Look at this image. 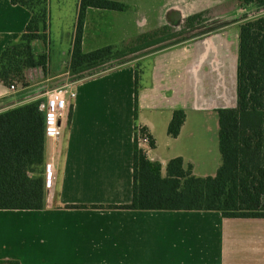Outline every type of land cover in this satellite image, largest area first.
<instances>
[{
  "label": "crops",
  "instance_id": "1",
  "mask_svg": "<svg viewBox=\"0 0 264 264\" xmlns=\"http://www.w3.org/2000/svg\"><path fill=\"white\" fill-rule=\"evenodd\" d=\"M58 1L76 5L70 60L81 0ZM116 1L128 9L87 10L84 51L108 45L117 49L122 39H136L166 26L174 33L189 16L201 12L227 13L232 20L244 11L241 0ZM30 18L25 6L0 0V56L7 45L20 41ZM108 18L116 24L119 40L96 42ZM240 22L81 77L74 86L77 96L71 100V125H64L63 139H49L46 145L43 168L46 177L52 172L53 183L47 187L45 208L0 209V260L22 264H264V218H227L217 210L109 207L132 202L138 126L156 139V147L147 153L162 164L165 176L174 157L182 156L185 165L192 164L177 148L190 112H218L236 106L239 44L235 50L233 41L239 38ZM88 38L93 40L92 47L87 46ZM28 81V87L14 93L0 80V112L38 98L40 93L32 88L39 82ZM177 109H184L187 118L180 135L172 137L168 128Z\"/></svg>",
  "mask_w": 264,
  "mask_h": 264
},
{
  "label": "trees",
  "instance_id": "2",
  "mask_svg": "<svg viewBox=\"0 0 264 264\" xmlns=\"http://www.w3.org/2000/svg\"><path fill=\"white\" fill-rule=\"evenodd\" d=\"M31 12V18L17 43L7 45L0 56V80L8 86H29L27 72L45 70L46 52L36 56L34 43L49 42L50 0H11ZM244 15L239 23L237 64V104L221 108L219 147L222 163L216 174L200 176L182 156L167 164L148 157L136 138L133 157V199L112 208L140 210H217L227 218H264V0H241ZM89 8L125 11L128 6L116 0H81L71 68L78 78L92 74L109 59L135 55L146 48L168 41L177 34L162 27L136 38L135 45L117 50L113 45L83 50L84 24ZM206 12L189 16L185 28L203 23ZM113 66V65H112ZM91 72V73H90ZM141 69L136 70V117L139 113ZM73 106L68 113L71 125ZM187 118L184 109L174 111L168 132L178 137ZM138 128V127H137ZM144 130H147L143 127ZM148 131V130H147ZM150 148L157 145L150 134ZM46 120L40 100H33L0 112V209H43L47 204ZM68 207H78L70 204ZM0 264H22L0 260Z\"/></svg>",
  "mask_w": 264,
  "mask_h": 264
},
{
  "label": "rangeland",
  "instance_id": "3",
  "mask_svg": "<svg viewBox=\"0 0 264 264\" xmlns=\"http://www.w3.org/2000/svg\"><path fill=\"white\" fill-rule=\"evenodd\" d=\"M50 10L49 42L47 45L42 40L34 43L36 56L40 55L43 52H46L48 55V64L45 70H42V68H33L32 71H30L31 77L28 78L30 82H39L38 84H35L32 90L39 92V96L42 95L34 100H45L48 96V94H45L49 90L58 88L67 82L71 83L80 79L75 76L77 73H75V71L71 68V59L69 60V38L75 23L76 5H74L72 2L60 4L58 0H52ZM230 18L233 17L227 15V13L222 15H215V12L210 11L207 12L206 15H204L202 24L209 25L216 22L226 21ZM94 20H97V18H94ZM199 26L200 25L194 28H197ZM191 30H193V28L181 30L174 37L184 35ZM118 35L119 30H117L116 24H113L112 19L108 18L102 22L100 36L95 39V41L102 42L104 40H109V42H117V40H119V37H117ZM230 38V40L233 41L234 37H232V35H230ZM125 40L126 38L118 42L116 51L126 50L127 48L135 45L137 39H128L133 40L130 44L124 43ZM92 41L90 40V38L87 39L88 47L93 46ZM238 44L239 38L237 35V38H235V42L233 41V47L235 50L238 47ZM129 56L130 55H126L122 58L109 59V61L104 66H101L100 68H97L91 72L95 73L101 70H105L112 65L119 64ZM36 69H38V72L35 71ZM67 89L70 90L71 87H68ZM70 106L71 101L68 104L67 113L69 112ZM66 124L68 126V122H66ZM63 138L64 134L62 136V139ZM177 148L179 152H185L186 156L191 159V162L194 166V171L197 175L207 176L216 174L218 168L222 163V155L219 147L218 112H190L189 122L184 130V134L179 144L177 145Z\"/></svg>",
  "mask_w": 264,
  "mask_h": 264
},
{
  "label": "built area",
  "instance_id": "4",
  "mask_svg": "<svg viewBox=\"0 0 264 264\" xmlns=\"http://www.w3.org/2000/svg\"><path fill=\"white\" fill-rule=\"evenodd\" d=\"M80 80V79H79ZM67 82L64 85L49 90L45 95L48 94L45 100H40V110L44 112L46 120V133L48 139H53L54 141H59L62 139L64 134V125H66L68 119V104L71 100L75 99L77 96V91L74 88L75 84L79 81ZM71 87L70 90L67 88ZM19 86L12 84L10 90L12 92H17ZM61 88V89H59ZM42 96V95H40ZM38 96V98L40 97ZM136 138L139 145L145 150L150 148V133L147 130H144L142 126H138L136 132ZM52 172L49 171L47 177V187H51L53 183Z\"/></svg>",
  "mask_w": 264,
  "mask_h": 264
},
{
  "label": "water",
  "instance_id": "5",
  "mask_svg": "<svg viewBox=\"0 0 264 264\" xmlns=\"http://www.w3.org/2000/svg\"><path fill=\"white\" fill-rule=\"evenodd\" d=\"M247 18H249V15H244L240 18H235L232 20L216 22V23H212L209 25H201L197 28H193V30L185 33L184 35L174 37L168 41L162 42V43L154 45L148 49H145V50H143V51H141L135 55H131L127 59H125V62H132V61L139 60L143 57H146V56L151 55L153 53L162 51V50L167 49L169 47L184 43L186 41H189V40H192L195 38H199L201 36L215 32V31L220 30V29H223V28L228 27V26H230L236 22L243 21Z\"/></svg>",
  "mask_w": 264,
  "mask_h": 264
},
{
  "label": "flooded vegetation",
  "instance_id": "6",
  "mask_svg": "<svg viewBox=\"0 0 264 264\" xmlns=\"http://www.w3.org/2000/svg\"><path fill=\"white\" fill-rule=\"evenodd\" d=\"M201 25H203V24H201ZM184 28H185V25L183 24V26H180L179 29H177L176 33L180 32L181 30H187V29H184Z\"/></svg>",
  "mask_w": 264,
  "mask_h": 264
}]
</instances>
